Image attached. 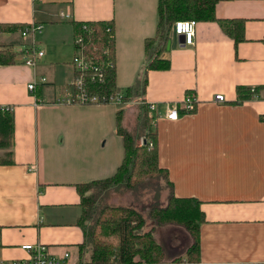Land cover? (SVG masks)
Returning a JSON list of instances; mask_svg holds the SVG:
<instances>
[{"label": "crops", "instance_id": "crops-1", "mask_svg": "<svg viewBox=\"0 0 264 264\" xmlns=\"http://www.w3.org/2000/svg\"><path fill=\"white\" fill-rule=\"evenodd\" d=\"M216 15L196 22L193 44L173 32L164 52L170 67L149 70L144 100L126 104L129 126L134 103H156L149 114L160 164L175 195L199 199L206 217L200 260L165 264L264 262V0H221ZM231 18L245 21L241 41L221 24ZM94 19L114 20L116 83L125 90L140 75L146 38L156 33L158 0H0V22L42 25L26 38L23 29L0 32V44L19 52L15 63L0 65V102L14 115L13 162H0V264H30L22 247L28 242L46 244L56 257L69 252V262L80 264L76 184L113 175L124 158L117 104L63 100L74 94L73 22ZM33 40L44 51L34 66L21 51ZM238 85L255 93L240 101ZM189 92L198 97L196 109L166 117V102ZM216 93L226 101H215ZM5 151L0 147V159Z\"/></svg>", "mask_w": 264, "mask_h": 264}, {"label": "trees", "instance_id": "trees-1", "mask_svg": "<svg viewBox=\"0 0 264 264\" xmlns=\"http://www.w3.org/2000/svg\"><path fill=\"white\" fill-rule=\"evenodd\" d=\"M219 1L158 0L156 33L146 38V59L140 75L125 90H121L116 83L114 20L73 22L75 36L83 38L85 57L92 61L91 68L86 72L75 69V76H83L89 93L104 101L120 95L122 103L117 104L116 131L124 142V158L113 175L76 184L81 205L77 224L84 235L79 244L80 264H165L183 259L191 262L200 260V227L206 219L201 201L195 197L175 195L168 171L160 164L158 134L147 103L141 105L143 129H147L142 143L137 142V129L128 126L125 117L129 101L144 100L149 70L170 67V59L164 56V52L174 32L175 22L180 19L216 20V5ZM220 21L224 30L233 35L236 41L245 38L244 19ZM24 27V22H0V32H16ZM18 53L12 44H0V65L15 63ZM39 91H36L38 96ZM237 93L242 101L250 98L255 88L252 91L249 87L238 85ZM183 112L185 109L180 108V114ZM13 135V111L5 112L0 116V147L6 149L1 163L13 162L10 150ZM159 178L167 181L169 195L165 204L149 205L147 215L132 205L106 201L113 190L140 193L142 189L144 192L143 189L151 187ZM148 220L151 221L149 226ZM165 230L170 237L168 234V241L163 243L160 233L164 234Z\"/></svg>", "mask_w": 264, "mask_h": 264}, {"label": "built area", "instance_id": "built-area-1", "mask_svg": "<svg viewBox=\"0 0 264 264\" xmlns=\"http://www.w3.org/2000/svg\"><path fill=\"white\" fill-rule=\"evenodd\" d=\"M196 22L197 21L194 19H180L175 22L174 32L184 35V43L193 44ZM41 28V24L32 22L22 30V36L26 38L28 35H35L37 31L41 30ZM74 42L76 44V53L73 57L74 67L80 72H86L91 68L92 61L88 60L85 57L82 36H75ZM21 51L24 53V62L33 66L36 64V59L44 54V51L37 47L36 42L34 40L30 44L23 45L21 47ZM94 68L98 69V66H95ZM42 80L45 81L46 78L43 77ZM72 85H74L75 87V93L71 97H65L63 99L65 102H112L115 104L122 103L120 95L110 98L109 101H104L105 99L102 100L97 95L90 94L86 87L85 79L81 75H76L74 77ZM28 87L30 90L35 91L36 82L34 81L29 83ZM252 90H254V88H252ZM214 100L217 102H225L226 98L223 93H216L214 95ZM198 102L199 100L196 94L190 92L186 93L180 101L166 102L165 116L172 120H176L180 117V108L185 109V112H192L194 109H196ZM147 105L149 107V110L152 112L157 109V105L154 102H147ZM9 111H13V106L0 102V116L3 113ZM22 247L28 252H30V264H71V262H69V252H65L64 255L61 257L52 256L49 254L47 245L44 243L33 244L28 242L22 244Z\"/></svg>", "mask_w": 264, "mask_h": 264}, {"label": "rangeland", "instance_id": "rangeland-1", "mask_svg": "<svg viewBox=\"0 0 264 264\" xmlns=\"http://www.w3.org/2000/svg\"><path fill=\"white\" fill-rule=\"evenodd\" d=\"M73 81V80H72ZM51 85V84H48ZM73 93H75L74 85H72ZM142 103L140 104H133V110L130 115L129 120V126L131 128H136L137 131V142L142 143V138L145 137V134L147 133V129H143L144 125V116H143V110L141 107ZM136 106L139 107V110H136ZM150 188V189H149ZM147 189H143L144 192H142V189L139 190L140 193H133V192H127V193H121L117 191H111L109 196L106 197V201L109 203L114 204H123V205H132L142 211H145V215H147V207L149 205L153 204H165L167 197L169 195V185L167 184V181L164 178H159L152 184L151 187ZM153 188V189H152ZM151 224V221L148 220V226ZM167 233V234H166ZM166 233L161 234L160 237L163 243L168 241V234L169 232L166 231ZM178 234V233H177ZM165 245V244H164Z\"/></svg>", "mask_w": 264, "mask_h": 264}, {"label": "water", "instance_id": "water-1", "mask_svg": "<svg viewBox=\"0 0 264 264\" xmlns=\"http://www.w3.org/2000/svg\"><path fill=\"white\" fill-rule=\"evenodd\" d=\"M183 36V34H180ZM171 40L168 42L167 49H170Z\"/></svg>", "mask_w": 264, "mask_h": 264}]
</instances>
